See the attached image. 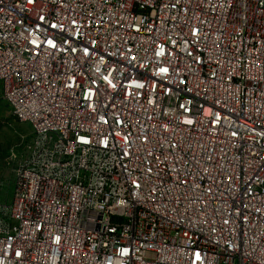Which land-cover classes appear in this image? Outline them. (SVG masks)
<instances>
[{"label":"built area","instance_id":"built-area-1","mask_svg":"<svg viewBox=\"0 0 264 264\" xmlns=\"http://www.w3.org/2000/svg\"><path fill=\"white\" fill-rule=\"evenodd\" d=\"M0 93V264H264V0H0Z\"/></svg>","mask_w":264,"mask_h":264},{"label":"rangeland","instance_id":"rangeland-1","mask_svg":"<svg viewBox=\"0 0 264 264\" xmlns=\"http://www.w3.org/2000/svg\"><path fill=\"white\" fill-rule=\"evenodd\" d=\"M31 135L27 124L18 122L0 93V203L11 199L15 170Z\"/></svg>","mask_w":264,"mask_h":264},{"label":"trees","instance_id":"trees-1","mask_svg":"<svg viewBox=\"0 0 264 264\" xmlns=\"http://www.w3.org/2000/svg\"><path fill=\"white\" fill-rule=\"evenodd\" d=\"M16 120V119H15Z\"/></svg>","mask_w":264,"mask_h":264}]
</instances>
